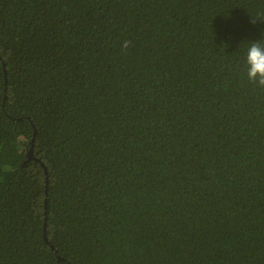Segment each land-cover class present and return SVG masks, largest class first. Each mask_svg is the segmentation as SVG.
<instances>
[{
  "label": "trees",
  "instance_id": "1",
  "mask_svg": "<svg viewBox=\"0 0 264 264\" xmlns=\"http://www.w3.org/2000/svg\"><path fill=\"white\" fill-rule=\"evenodd\" d=\"M261 40L264 0H0V264H264Z\"/></svg>",
  "mask_w": 264,
  "mask_h": 264
},
{
  "label": "clouds",
  "instance_id": "2",
  "mask_svg": "<svg viewBox=\"0 0 264 264\" xmlns=\"http://www.w3.org/2000/svg\"><path fill=\"white\" fill-rule=\"evenodd\" d=\"M252 22L255 24L256 19ZM130 42L125 41L123 47L127 49ZM244 56V74L250 84L264 89V40L247 43Z\"/></svg>",
  "mask_w": 264,
  "mask_h": 264
},
{
  "label": "water",
  "instance_id": "3",
  "mask_svg": "<svg viewBox=\"0 0 264 264\" xmlns=\"http://www.w3.org/2000/svg\"><path fill=\"white\" fill-rule=\"evenodd\" d=\"M6 74H7V73H6ZM7 80H8V79H7ZM35 135H36V132H35ZM34 145H35V138H34L33 141H32V148H31V151L29 152L28 159H27L26 163L24 164V166H25L27 163H29L30 161H32V160L39 161V162L41 163V166L45 169L46 174H47V173H48V170H47V167L45 166V164H44L41 160L37 159V158L35 157V155H34ZM47 182H48V179H47ZM47 193H48V192H47ZM46 241H48L47 236H46Z\"/></svg>",
  "mask_w": 264,
  "mask_h": 264
}]
</instances>
